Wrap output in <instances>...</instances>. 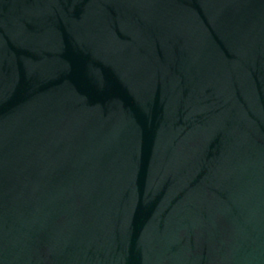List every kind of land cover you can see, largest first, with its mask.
<instances>
[{
  "label": "water",
  "instance_id": "obj_1",
  "mask_svg": "<svg viewBox=\"0 0 264 264\" xmlns=\"http://www.w3.org/2000/svg\"><path fill=\"white\" fill-rule=\"evenodd\" d=\"M0 264H264V0H0Z\"/></svg>",
  "mask_w": 264,
  "mask_h": 264
}]
</instances>
